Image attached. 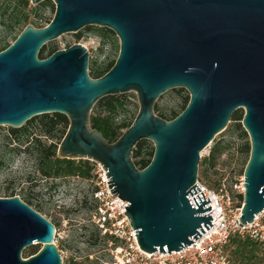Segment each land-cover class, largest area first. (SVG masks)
Instances as JSON below:
<instances>
[{"label":"water","instance_id":"water-1","mask_svg":"<svg viewBox=\"0 0 264 264\" xmlns=\"http://www.w3.org/2000/svg\"><path fill=\"white\" fill-rule=\"evenodd\" d=\"M44 0H31L38 4ZM56 11L43 27L27 25L0 51V126H24L42 114L60 113L69 127L58 147L63 159L101 163L113 197L147 253L178 251L214 224L210 199L198 184L202 151L223 132L234 112L251 140L244 170L241 221L264 209V0H53ZM106 27L120 39L112 68L89 73L81 43L41 58L42 48L84 27ZM186 88L190 100L171 120L156 114L158 98ZM134 91L139 111L132 125L110 142L91 123L96 103ZM153 141L149 165L136 166V145ZM56 225L19 196L0 197V264H63ZM42 248L27 258V247Z\"/></svg>","mask_w":264,"mask_h":264},{"label":"rangeland","instance_id":"rangeland-1","mask_svg":"<svg viewBox=\"0 0 264 264\" xmlns=\"http://www.w3.org/2000/svg\"><path fill=\"white\" fill-rule=\"evenodd\" d=\"M24 2L0 0V49L12 44L27 25L43 27L55 14L56 5L53 0H44L38 4L29 0L28 5H24ZM103 28L106 27L91 25L76 33H66L48 42L41 52L48 55L53 50L81 43L89 50V73L95 68L104 70L117 59L120 39L116 33L107 32ZM115 96L121 97L125 105L116 113L114 125L129 124L139 111L138 95L131 91ZM189 99L190 93L186 88L168 90L158 98L155 112L171 120L174 113L182 112ZM98 114L106 113L95 105L91 116ZM244 114V108L236 110L227 128L202 151L198 176L211 188L226 183L236 193V187L244 177L251 152L250 136L242 124ZM42 115L33 117L20 128L0 126V197L19 196L56 225L55 243L63 257V264H111L107 239L100 235L91 222L92 206L88 200L93 161L71 159L75 170L73 173L69 172L68 162L56 166L48 162L53 168L50 170L51 175L47 176L44 172L50 168L40 165L39 153L27 150L33 138L39 136L44 145L58 152L62 125L53 129L52 136H49L41 124ZM12 129L18 130V133L13 134ZM124 130L120 129L119 132ZM143 141L144 152H151L155 148L153 141ZM214 146L218 147V152L213 157ZM33 246L42 248L41 244ZM31 247L24 249V258L32 255ZM228 254V264H264V248L248 240H232Z\"/></svg>","mask_w":264,"mask_h":264},{"label":"built area","instance_id":"built-area-1","mask_svg":"<svg viewBox=\"0 0 264 264\" xmlns=\"http://www.w3.org/2000/svg\"><path fill=\"white\" fill-rule=\"evenodd\" d=\"M46 26V25H45ZM93 161V177L88 202L92 206L91 222L109 245L111 264H228V247L232 240H248L264 248V209L254 216L252 222L244 224L240 219L246 191L245 178L237 185V192H232L226 183L218 188H211L199 176L195 183L201 189L194 195L188 194L195 209L193 197L202 193L210 199L212 209L201 213L211 215L214 224L195 243L183 246L178 251L147 253L138 242L136 229L131 225L125 213L127 200L114 198L108 183L104 166Z\"/></svg>","mask_w":264,"mask_h":264},{"label":"trees","instance_id":"trees-1","mask_svg":"<svg viewBox=\"0 0 264 264\" xmlns=\"http://www.w3.org/2000/svg\"><path fill=\"white\" fill-rule=\"evenodd\" d=\"M28 4H29V0H25L24 5H28ZM103 30L115 34V32H113L110 29L103 28ZM18 36H16V38ZM16 38H15V40H16ZM10 45L11 44H8L3 49H0V51L5 50ZM55 51H57V50L51 51L48 55H44L43 54L44 51H42L40 56H41V58H46V57L50 56L51 54H53ZM115 62H116V60L111 62L104 70L101 68H95L91 72L90 75L93 78H99V77L103 76L105 73H107L112 68V66L115 64ZM189 100L183 106L182 111L188 105ZM96 105H98L101 109H103L106 114L105 115H102V114L92 115L91 116L92 126L94 128H97L100 132H102V134L105 136V138H107L110 142L116 141L132 125L134 119L136 118V116H135L134 119L129 124L114 125V117H115L116 113L119 111V109L123 108L125 105V102L119 96H115V95L105 96V97L101 98L96 103ZM180 113H174V116L172 117V119L175 118L176 116H178ZM160 117L164 118L162 115H160ZM69 123L70 122H69L68 117L66 115L60 114V113L43 114L41 116V124H43L45 132L49 136H52L51 131L53 129H55L58 125H62V128L60 129V132H59L61 141L67 132V129L69 127ZM120 129H125V130L122 132H119ZM12 131H13V134L18 133V130H15V129H12ZM41 139L42 138L39 136H36L35 138H33V140L30 142V144H28L27 150L32 151V152L37 151L39 153L38 155H39V157H41V160L39 161L40 165L41 166L46 165L48 168H50L48 172H44L47 174V176L51 175L50 170L53 168V165L54 166L61 165L64 162L69 163L68 169H69L70 173L75 172L74 166L71 165L72 164L71 159L59 158L57 153H56V150L51 146L47 147L46 145H44ZM144 143H145V141H143V140L140 141L134 149L133 160H134L136 166L140 169H143L149 165V163L153 159L154 152H155V148L151 152H144L143 151ZM216 152H218V147L214 146V149L212 150L213 157L216 154ZM48 162H52L53 165L49 164ZM88 170H89V168H88ZM88 170H87V175H89V172H90V170L89 171ZM84 203L85 204L87 203L86 199L84 200ZM39 250H40V248H36L35 246H32L30 248L31 254H35Z\"/></svg>","mask_w":264,"mask_h":264}]
</instances>
